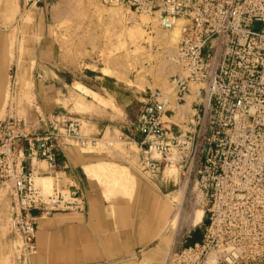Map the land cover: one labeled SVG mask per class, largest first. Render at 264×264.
<instances>
[{"label":"built area","instance_id":"1","mask_svg":"<svg viewBox=\"0 0 264 264\" xmlns=\"http://www.w3.org/2000/svg\"><path fill=\"white\" fill-rule=\"evenodd\" d=\"M100 2L155 16L163 31L178 29L176 72L168 87L140 94L134 132L140 135L142 173L174 168L208 200L200 238L180 251L179 264H211L213 253L216 264H264V0ZM188 101L187 110L173 106ZM176 116L179 124L172 121ZM39 125L48 126L44 134H37ZM61 144L81 149L95 142L82 134L79 118L63 114L52 120L38 116L32 127L20 116L1 121L7 225L18 238L17 259L25 264L37 252L31 211L44 216L84 209L82 194L59 185L55 151ZM37 160L45 170L33 169ZM38 177L54 179L51 192L36 184Z\"/></svg>","mask_w":264,"mask_h":264},{"label":"rangeland","instance_id":"2","mask_svg":"<svg viewBox=\"0 0 264 264\" xmlns=\"http://www.w3.org/2000/svg\"><path fill=\"white\" fill-rule=\"evenodd\" d=\"M4 2L6 6H1ZM0 29L10 49L8 116L22 117L29 127L36 125L40 109L34 97L35 88L52 87L57 93L54 109L58 114L95 126L84 128L81 122L82 134L93 139L95 145L88 144L80 150L99 152L104 161L93 163L97 164L94 172L85 167L93 164L85 165V174L100 185L107 200L114 195L130 197L132 192L118 190L115 179L109 176L110 170L118 167L124 174L142 175L138 165L140 151L101 118L120 111L110 93L99 89L96 77H109L110 84L139 93L148 88L168 87L167 79L176 72L172 58L176 45L174 32L178 34V29L163 31L157 26L155 16L136 13L126 5H106L100 0H48L37 5H25L24 0H0ZM41 49L46 51L45 56H40ZM75 83L96 88L101 93H95L105 104L98 105L90 97L86 99ZM172 121L179 124L181 119L176 116ZM175 170L167 167L164 172L149 176L174 205L166 231L151 247L117 264H179L187 234L201 230L206 224L207 198L198 185ZM42 178V182L35 179L36 184L51 192L54 179ZM199 210L204 211L201 221L192 223ZM17 245L18 238L10 234L2 264H25L17 259ZM216 257L213 253L211 264H216Z\"/></svg>","mask_w":264,"mask_h":264},{"label":"crops","instance_id":"3","mask_svg":"<svg viewBox=\"0 0 264 264\" xmlns=\"http://www.w3.org/2000/svg\"><path fill=\"white\" fill-rule=\"evenodd\" d=\"M5 3H1V6H6ZM2 32L0 29V124L10 112L7 108L10 49ZM45 54L46 51L41 49L40 56ZM108 79L97 76L96 82L100 90L110 93L120 114L101 118L137 146L140 135L134 132V121L141 93L123 90L116 83L110 84ZM81 85L101 93L91 86ZM55 94L50 86L35 88L34 97L40 109L37 116L52 120L53 116L58 115L59 112L54 109ZM91 126L95 127L94 124ZM35 128L37 134H44L48 126ZM58 142L62 143L63 139L59 138ZM101 157L103 155L99 152L82 151L74 145L61 144L56 149L59 185L62 190L82 194L84 209L80 212L57 211L44 216H39L38 211H31L30 215L35 217L37 252L27 264L122 263L151 247L164 234L173 217L174 205L153 182V178L142 172L141 177L139 173H134L131 196L114 195L107 200L102 188L83 170L85 165L104 161ZM33 169L43 171L46 164L43 160H37L33 162ZM6 225V201L0 183V264L10 237ZM200 234V229L192 230L183 242L188 244Z\"/></svg>","mask_w":264,"mask_h":264},{"label":"bare ground","instance_id":"4","mask_svg":"<svg viewBox=\"0 0 264 264\" xmlns=\"http://www.w3.org/2000/svg\"><path fill=\"white\" fill-rule=\"evenodd\" d=\"M143 17V16H142ZM175 30V29H174ZM174 30H172L173 32H174ZM176 31V30H175ZM177 33V31L176 32H174V39H175V43H176V39H177V35L178 34H176ZM174 53H175V51H174ZM174 56V55H173ZM172 61H173V58H172ZM174 63V62H173ZM175 65V64H174ZM106 72V71H105ZM109 74V73H108ZM111 76V75H110ZM167 83H168V79H167ZM76 84V89L80 92V93H82L83 95H85V96H88V97H90L96 104H98V105H101V104H105V102H104V99L102 98H100L94 91H91V90H89L88 88H86V87H84V86H82L81 84H79V83H75ZM173 106L175 107V108H179V110H187L188 109V106H189V101L186 103V104H184V105H182V106H177L175 103L173 104ZM81 122L83 123V125H84V128H90L91 126L90 125H88V124H86L85 122H84V120H81ZM82 123H81V126H82ZM107 164V163H106ZM110 164V163H109ZM96 165V166H95ZM103 165H105V164H103ZM99 166H101V164L99 165ZM106 166H108V165H105V167ZM115 166V165H114ZM85 167H88V169L90 170V171H92V172H94V171H96L95 170V168L97 167V164H93L92 166L91 165H89V166H85ZM110 167H113V166H110L109 165V168ZM102 168V167H101ZM100 168V169H101ZM109 168H107L108 170H109ZM115 168V167H114ZM114 168H111V170H110V174L111 175H109V176H112V178L113 179H115V180H113V182L115 181V183H116V185L118 186L117 188H118V190H120V191H126V192H130L131 190H132V187H133V181H134V179H133V176L131 175V174H124V172L123 171H121L118 167L116 168V169H114ZM87 169V170H88ZM122 169V168H121ZM169 169V168H168ZM171 169H174V168H171ZM125 170H126V168H125ZM175 170V169H174ZM100 171V170H99ZM105 171V170H104ZM103 171V172H104ZM171 171V170H170ZM173 171V170H172ZM176 171V170H175ZM105 172H107V171H105ZM164 172V171H163ZM170 173V172H169ZM176 173V172H175ZM98 173H96V175H97ZM102 174V173H101ZM107 174V173H106ZM108 175V174H107ZM106 176V175H105ZM173 176H175V175H173ZM172 177V176H171ZM93 178H94V176H93ZM99 178V177H98ZM97 178V179H98ZM106 178V177H105ZM111 178V177H110ZM164 178V177H163ZM38 180H41V182L43 181V178L42 177H38L37 178ZM100 179V178H99ZM103 180V179H102ZM105 180V179H104ZM109 180V179H108ZM154 180V179H153ZM162 180V179H161ZM168 180V179H167ZM112 181V180H111ZM161 182V181H160ZM167 182V181H166ZM172 182V181H171ZM44 184H46V182H43ZM173 183V182H172ZM163 185H164V183H163ZM100 186V185H99ZM112 186V185H111ZM113 187H116V186H113ZM160 187V186H159ZM162 188H164V187H162ZM169 188V187H168ZM165 189H166V187H165ZM108 190V189H107ZM106 190V191H107ZM114 190V189H113ZM129 194V193H128ZM195 212H196V210H195ZM203 213H204V211H201V210H199L198 212H197V215L195 216H193L192 217V219H191V221H192V223H195V222H197V221H201V217L203 216ZM193 226V225H192Z\"/></svg>","mask_w":264,"mask_h":264},{"label":"water","instance_id":"5","mask_svg":"<svg viewBox=\"0 0 264 264\" xmlns=\"http://www.w3.org/2000/svg\"><path fill=\"white\" fill-rule=\"evenodd\" d=\"M199 238H200V235H196V236L191 240L190 243H192L193 241H198Z\"/></svg>","mask_w":264,"mask_h":264}]
</instances>
